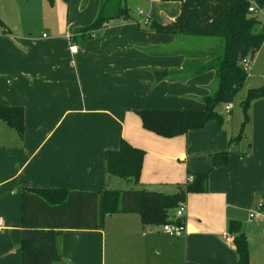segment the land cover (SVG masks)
Here are the masks:
<instances>
[{
  "label": "crops",
  "instance_id": "crops-1",
  "mask_svg": "<svg viewBox=\"0 0 264 264\" xmlns=\"http://www.w3.org/2000/svg\"><path fill=\"white\" fill-rule=\"evenodd\" d=\"M81 1L64 14L46 10L40 31L34 19L19 20L21 9L34 10L18 2L9 14L0 0L8 29L0 27V106L23 109L22 135L0 119V264H20L22 189L117 188L105 175L104 151L120 139L144 150L138 180L128 187L172 193L193 172L210 169L206 191L186 194L185 233L169 237L161 224H142L139 214L112 213L99 229H63L57 264H236L229 221L240 223L247 242L249 224L264 223V112L244 129L231 123L232 109L226 123L210 120L173 137L144 128L135 110H203L199 98L208 94L214 72L185 82L155 80L150 69L164 74L183 61L180 54L150 53L173 45L174 35L148 30L139 20H112L83 39L73 30L94 20L99 0L83 7ZM167 2L177 10L161 4L148 20L174 19L179 3ZM34 3L44 10L55 0ZM226 148L227 165L211 167L210 155ZM252 210L258 216L250 218Z\"/></svg>",
  "mask_w": 264,
  "mask_h": 264
},
{
  "label": "trees",
  "instance_id": "trees-1",
  "mask_svg": "<svg viewBox=\"0 0 264 264\" xmlns=\"http://www.w3.org/2000/svg\"><path fill=\"white\" fill-rule=\"evenodd\" d=\"M86 1H81V7ZM165 1L179 3L176 17L160 23L148 20L145 27L174 35V44L168 48L154 47L150 53L180 54L183 61L178 69H165L164 74L157 69H150L155 74V80L185 82L200 73L214 72L213 80L208 85V94L199 98L204 105L201 111L149 108L135 110L144 128L162 137H173L188 130L200 129L210 120H215L218 125L223 123L216 106L219 103H232L239 94L248 77V71L243 68L241 60L245 57L251 60L264 40V0ZM251 4H254L256 12L248 11ZM112 20H135L125 0H99L94 20L87 26L75 28L73 32L88 39L92 37L91 31L103 29ZM0 27L3 31H8L1 18ZM182 36L209 37L213 40L203 47L185 48L178 44L186 42ZM261 96H264V86L250 88L240 101L242 128L248 120L246 109L249 100ZM0 119L22 135L21 106H0ZM234 141L235 138H232L228 145ZM229 153L227 148L212 153L211 167L227 165ZM143 156V149L120 139L117 147L104 151L105 175L109 178L118 177L126 183L137 182ZM209 170L193 172L192 181L172 193L133 187H25L20 195V264H57L61 258L58 238L63 229H99L105 216L112 213H136L144 225L162 224L168 221L170 212H174L178 203L185 201L187 193L206 191ZM228 232L233 236L236 264H248V243L240 223L230 220Z\"/></svg>",
  "mask_w": 264,
  "mask_h": 264
},
{
  "label": "rangeland",
  "instance_id": "rangeland-1",
  "mask_svg": "<svg viewBox=\"0 0 264 264\" xmlns=\"http://www.w3.org/2000/svg\"><path fill=\"white\" fill-rule=\"evenodd\" d=\"M35 1L37 0H1L3 6L7 9V13L11 14V9L18 5V2L21 4V6L27 5V7L34 10L37 14L30 12L28 15L25 13L23 9L22 13H20L19 20L23 22L24 25H26L25 20H32L35 21V29L40 30L43 29V22L40 20L41 16L45 14L46 10L51 11H59L62 14L66 13V11L69 9L70 6L73 5L74 0H55L54 4H49L45 6V9H39V6L35 5ZM53 3V1L51 2ZM126 6L130 11L131 16L133 19H135V22L138 21L141 27H145L147 23L143 22L144 16L150 17V10L152 12L158 11V6L161 4H167L168 10L167 12H172L177 10L178 4L175 2H167L165 0H156V2L150 1V0H125ZM253 3V2H251ZM179 13V10L176 12V14ZM175 14V15H176ZM28 16V17H27ZM12 18H15V20L18 22V19L13 14L11 16ZM261 18V17H260ZM141 19V20H140ZM134 21V20H133ZM16 23V22H15ZM45 30H42L44 32ZM184 37V41L186 42H180L178 43L179 46L185 47V48H197V47H203L207 44H209L213 38L209 37H196V36H182ZM177 69V68H174ZM214 87V85H212ZM264 86V40L258 49V51L254 54L253 58L249 59V66H248V77L246 80L245 85L240 90L239 94L235 97V99L232 101V117L233 121L231 123L237 125L235 127L240 126V123L242 121V105L240 103L241 100L245 98L247 95L248 90L251 89H257ZM209 92V91H208ZM225 103H219L216 106L217 113L223 118V123H226V114L224 113V106ZM264 112V96L258 97V98H252L249 100V104L246 109L248 120L245 123L244 127L250 126L253 124L258 115H262ZM229 124L227 123V126ZM244 129V128H243ZM249 144V142H248ZM111 184H114V187H121L122 189H125L128 187V184L118 178V177H112ZM118 185V186H117ZM256 213H258L257 210H252ZM260 217L263 216V211L259 210ZM256 222H253L255 220H245V222H253L249 225L251 226V234H250V240H248V264H264V223L263 220L259 221V218L256 219ZM241 222V220H240Z\"/></svg>",
  "mask_w": 264,
  "mask_h": 264
},
{
  "label": "built area",
  "instance_id": "built-area-1",
  "mask_svg": "<svg viewBox=\"0 0 264 264\" xmlns=\"http://www.w3.org/2000/svg\"><path fill=\"white\" fill-rule=\"evenodd\" d=\"M248 11L249 12H256V8L254 6V4H251L248 7ZM143 22H148V18L146 16L143 17ZM71 37V36H70ZM77 48L76 45L72 44L70 49L71 51H75ZM242 66L245 70L248 71V66H249V60L247 57L243 58L241 60ZM232 109V105L231 103H226V105L224 106V113L229 116L230 115V111ZM193 179V177L190 175L187 178V182H191ZM184 216H185V203L184 202H180L178 203L177 207L175 208L173 215L168 219V221L162 223L160 225V229L167 234L169 237H174L176 235L185 233V226H184ZM248 216L251 217H255L258 216V213L251 211L249 212ZM2 226V222L0 220V227ZM229 236H231L229 233L224 234V237L226 239L229 238Z\"/></svg>",
  "mask_w": 264,
  "mask_h": 264
}]
</instances>
